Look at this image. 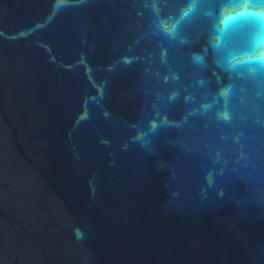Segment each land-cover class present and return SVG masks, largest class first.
Segmentation results:
<instances>
[{
  "label": "water",
  "instance_id": "1",
  "mask_svg": "<svg viewBox=\"0 0 264 264\" xmlns=\"http://www.w3.org/2000/svg\"><path fill=\"white\" fill-rule=\"evenodd\" d=\"M0 264H264V0H0Z\"/></svg>",
  "mask_w": 264,
  "mask_h": 264
}]
</instances>
